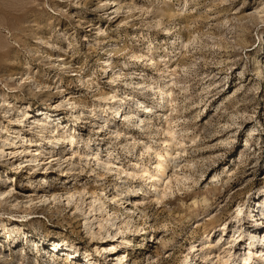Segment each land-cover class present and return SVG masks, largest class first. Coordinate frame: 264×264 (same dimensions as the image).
<instances>
[{
	"label": "rangeland",
	"instance_id": "1",
	"mask_svg": "<svg viewBox=\"0 0 264 264\" xmlns=\"http://www.w3.org/2000/svg\"><path fill=\"white\" fill-rule=\"evenodd\" d=\"M116 1L119 5L109 0H0V75L14 76L8 82L9 88L5 79L0 78V94L8 95L11 100L13 96L23 99L33 110L54 104L51 111L62 113L63 122L74 120V114L69 107L58 108L61 97L70 95L92 108L103 106L97 101L100 93L115 94L116 101L122 100L118 104L122 106L118 118L99 112L89 114L86 109L75 127L67 130L70 128L71 134L85 140L78 151L86 148L84 144L90 143L92 148L100 145L98 149L105 157L106 149L111 147L114 157L121 161L115 162L121 165L120 170L151 169L154 151L163 152V130L169 127L163 113L156 112L161 98L154 96L151 88L170 79L166 78L169 72L165 67L169 65L176 85L173 104L166 115L170 127L183 139L182 152L175 161L179 167L174 171L179 178L185 174L191 178L179 185L172 177L171 190L158 203L153 200V189L148 188L150 193L140 197L145 200L138 206L146 217L134 215L135 228L126 231L123 237L132 242L127 249L128 264H181L192 242L202 243L196 235H202L206 224V233L222 223L233 224L236 206L248 200L253 202L257 191L264 198V83H261L264 0ZM102 31L105 33H99ZM47 54L54 57L48 58ZM57 56L72 61V70L77 72L61 75ZM106 60L111 64L107 69L104 68ZM25 63H29L28 71L34 79L46 83L47 88L41 89L43 93L55 96L54 88L59 86L61 96L48 100L34 88V94L30 93L25 88L29 85L27 82L17 83ZM80 76L85 78L84 85L78 81ZM111 76L116 82L110 80ZM60 77L62 82L58 81ZM135 96L146 101L154 111L148 113L150 121L140 122L135 117V111L139 116L144 113ZM14 105L22 109L20 103ZM0 110L1 129L4 124L9 126V122ZM103 116L124 127L122 134L125 135L116 139L109 124L100 130L97 117ZM11 126L15 128L16 124ZM22 127L27 130V125ZM129 133H132L128 138L130 149L123 151L119 144ZM247 140L248 148L245 147ZM133 143L136 146L132 148ZM57 147L60 160L49 163L51 155H47L39 158L42 160L39 167L38 163L32 164L19 172L6 165L8 157L0 158L1 173L4 171L14 178H4L5 187L13 186L11 195L21 198L19 208L5 203L0 207V230L2 223L17 224L33 235L39 242V253L28 241L26 262L30 264L36 261L49 264L46 251L66 237L68 244H73L82 255L91 242L83 228L84 210H76L73 203L67 205L66 194L73 185L88 191L92 188L111 191L116 181L114 173L100 171L96 163L86 165L88 158L83 157L78 163L79 158L73 156L70 144L57 143ZM147 147L151 150L147 151ZM88 149H85L87 153ZM136 163H143L145 168L136 167ZM91 168L96 171L91 173ZM111 168L118 170L115 166ZM215 173H219L218 182H212ZM71 176L77 177L79 183L75 184ZM29 177L33 179L31 183L27 181ZM45 178L47 185L43 184ZM128 180L131 190L143 183L139 177ZM43 187L57 192V202L45 204L33 196ZM164 187L160 186L157 191L162 192ZM32 199L29 207L20 204L21 200ZM204 199L208 200L206 205ZM78 208L82 210L83 206L79 204ZM213 213L221 221L209 222L208 215ZM121 214V221L132 216L127 211ZM241 225L244 229L250 228L245 221ZM2 242H5L4 235L0 234V245ZM18 243L11 249L4 244L6 255L14 257L22 241ZM59 257L62 264H71L67 255ZM16 263L14 260L13 264Z\"/></svg>",
	"mask_w": 264,
	"mask_h": 264
},
{
	"label": "bare ground",
	"instance_id": "2",
	"mask_svg": "<svg viewBox=\"0 0 264 264\" xmlns=\"http://www.w3.org/2000/svg\"><path fill=\"white\" fill-rule=\"evenodd\" d=\"M116 2V0H109V3L119 5L120 2ZM119 9L120 8H118V10ZM99 33L104 34L105 32L102 31ZM47 44L48 46L52 45L53 47L57 45ZM183 47H185V45ZM46 56L48 58L54 57L48 54ZM139 58L141 57H137V59ZM57 60H59L57 61V68L60 69L61 75L77 72L72 70L74 68L72 61L60 56H57ZM152 61L151 63H153ZM104 64L106 65L104 67L105 69L111 66L110 60H106ZM168 66L169 65L165 64V67L169 72V75L166 78L170 79L165 81L162 85H157L155 88H151L154 91V96H160L161 98V103L157 106L159 109L156 112H159V115L163 113L166 120L165 122L169 125L167 129L163 130L165 131V139L162 142L164 147L163 152L160 150L154 151L155 161L152 164L153 167L151 169L145 168L142 165L143 163H136L134 164L136 167L145 169L139 171L132 169L120 170L119 168L121 165L115 162L121 163V161L116 156L114 157L115 152L111 147L106 149L105 157H102V154L98 149L101 147L100 145L97 146L98 148H92L90 143L84 144L86 148H89V152H86V148L82 151H78V148L81 147L82 143H85V140L82 138L78 139L75 135L71 134L69 131L70 128L67 130L68 127H75L76 122L81 119V116L86 109L89 110V114L96 115L99 112L104 114V116L108 114L109 116L111 115L112 118H118L122 112V106L118 104H120L122 100L116 101L118 97L115 94L100 93L97 101L100 104L103 103V106L94 105L92 108H87L85 105L86 103L84 102L79 103V101H75L70 95L61 97L62 99L58 104V108L69 107L70 111H73L74 114V120H67V122L62 121V113L55 114L51 111V109H54V104H50L49 108L33 110L29 104L23 102V99L20 100L18 97L13 96V100H11L8 95L0 94L1 113L9 122V126H5L4 124L0 129V158L8 157L6 165L13 168L15 172H19L24 167H30L32 164L38 163L37 167H39L42 162L39 158H45L47 155H51L49 163L60 160L57 143H67L71 145L73 156H78V163L81 162V158H88L89 161H85L86 165L94 162L96 163L97 169L106 174L114 173L116 177V181L112 184L113 188L111 191L104 192L103 190L102 192V190L99 191L97 188H92L91 191H88L85 187L79 189L75 185H73L68 191L66 194L67 205L73 203L76 206V210H84L85 218L83 220V228L86 231V234L90 237L91 242L87 244L84 248V253L80 255L73 244H68L67 237L65 239L61 238L63 241L61 243H56V246L53 248L54 250L50 249L46 251L45 257H48L49 264H62L63 261L60 260V255H67V260L70 261L71 264L73 261H77L79 264H128L127 249L131 247L132 242L125 240L123 235L126 231H131V229L135 228L133 223L135 221L134 215L137 214L139 218L146 217L145 212L138 207L145 200L144 198L140 199V197H144L145 194L150 193V191L148 192V188H151L154 192L153 200L158 203L163 198L167 197V190H171L172 177H175V181L179 185H184L185 181L190 180L191 177L186 174L179 178V175L174 171L179 167L175 161L178 157V153L182 152L180 147H183V139H179L176 131L170 127V122H168L169 117L166 115V113H168V107L173 104V88L176 85L174 79H171L175 74L169 70ZM176 67H178V65ZM29 69V63H25V68H23L22 73L19 74L20 79L17 83L21 81L20 84L22 85L27 82L29 85L25 88L30 93L34 94L32 91V88H34L35 90H39V92L41 91L40 95L48 100H52L53 97L61 96L59 86L54 88L56 91L55 96L43 93L41 89L42 87L43 89L47 88L45 86L46 83L34 79L28 71ZM6 74L2 73L0 78L5 79L6 86L9 88L10 84L8 82L12 80V77L14 76ZM56 77H59V75ZM109 78L113 82H116L113 76ZM84 80L85 78L82 76L78 79L81 85L85 84ZM58 81L62 82L63 78L60 77ZM261 83H264V78L261 80ZM135 97L137 99V105L144 110V113L141 116H139L138 111H135L134 113L137 114L135 117H138L140 122H143L144 120L150 121L151 118L148 117V113L151 111L154 113V111L148 107L146 101L142 98L138 96ZM14 103H20V108L22 109H17ZM104 116L101 118L97 117V119H99L98 124L100 130L103 129L106 124H109L110 126L108 128L111 129V134L114 135L116 139L121 135H125L122 134V130L125 129L124 127L112 123V119ZM122 116L123 115H121V118ZM103 118L104 120H102ZM27 120H32V122L27 124ZM11 124H16V127L13 128ZM22 125H27V130H25V127H22ZM144 127L147 129L150 128L146 125ZM71 130L73 131V128H71ZM130 135H132V133H129L128 137L119 144L123 151H128L130 149L131 144L128 142V138H131L129 137ZM249 144L250 142L247 140L245 147L248 148L250 146ZM135 146L136 143H133L132 148ZM48 149L52 150V153L47 151ZM149 150H151V148L147 147V151ZM244 154L245 152L241 153L242 157L245 156ZM173 162L176 165L174 164V166H172ZM112 166L117 167L118 170H114L111 168ZM95 171L96 170L92 168L90 170L91 173H94ZM228 172L229 174L231 173L230 170ZM199 173H201V175L204 174L203 172ZM169 174L171 175L169 176ZM100 177L102 176L97 175V178ZM124 177L127 178V180H124ZM138 177L143 180V183L134 190H131L132 184L128 179L134 180ZM4 178L7 180H10V178L14 179L13 177L8 176L4 171L1 173L0 170V207L5 203L9 204L10 207L19 208L20 205H18V201L21 198L11 195L13 186H11V188L5 187L6 184L3 181ZM219 179V173H215L212 177V182H218ZM71 180L75 182V184L79 183L78 178L75 176H71ZM180 180H183V182ZM27 181H29L28 183H31L33 181L32 177H29ZM48 183V179L45 178L43 184L47 185ZM160 186H165L162 192L157 191ZM259 192L257 191L255 193L253 202L248 200L243 205L236 206L232 217L234 220L233 224L222 223L217 229L214 227L210 228L207 233L205 230L208 224L204 227L205 229L202 226V235H196V239H202V243L197 245V241L192 242L188 248L189 252L183 257L181 264H198L195 260L203 261V263L201 262L199 264H264V198L258 195ZM56 193L57 192L52 189L43 187L36 190L33 193L34 195H32L37 196V200L39 199L40 202L51 205L58 200L56 198ZM8 196H11L9 201L7 200ZM58 197H60V199L63 198V196ZM11 199L14 200L12 201ZM87 200H89V202H86ZM33 201V199L29 200V202L21 200L20 204L29 207L31 205L30 203ZM203 201L205 205L208 203V200L206 199ZM79 204L83 206L82 210L79 209L80 207L78 208ZM119 205L122 207V210L119 209ZM126 211L132 214V216L128 215L125 217V220L121 221L119 214ZM121 216L125 215L121 214ZM208 217V221L211 223L214 221H221V218H218L219 215H214V213L208 215ZM242 221H245L250 225L248 230L243 227L246 223L241 225ZM1 227L0 234L4 235L5 242H2L3 244L0 245V264H13L14 260L17 261L16 264H30V262H26L28 254L25 250V246L28 245L29 241L33 244L36 253H39V242L33 239V235L30 232H26L17 224L9 226L2 223ZM139 228L143 230L142 226H139ZM144 234L145 233H142V235ZM120 240L121 242H119ZM20 241H22V244L19 245L20 249L15 253L14 257L13 255H6L4 244H8L7 246L11 249L12 245L16 246ZM100 261L103 262L101 263ZM35 264H38V261H36Z\"/></svg>",
	"mask_w": 264,
	"mask_h": 264
}]
</instances>
